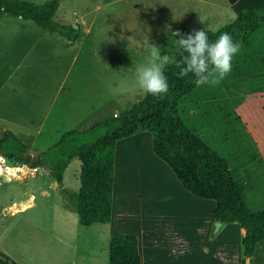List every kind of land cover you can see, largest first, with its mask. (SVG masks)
<instances>
[{"label":"rangeland","instance_id":"obj_1","mask_svg":"<svg viewBox=\"0 0 264 264\" xmlns=\"http://www.w3.org/2000/svg\"><path fill=\"white\" fill-rule=\"evenodd\" d=\"M23 1L42 4L49 0ZM178 1L61 0L53 19L75 29V44L31 21L1 17L0 114H9L10 123L0 118V138L5 126L26 146V153L35 157L64 133L84 131L139 103L146 93L139 86L136 68L149 58L146 36L163 49L162 55L168 52L178 57L166 25L182 33L200 28L214 32L223 27L194 16L179 21ZM234 73L214 88L209 84L194 92L181 104V117L191 132L228 162L244 184L251 208L259 210L264 167L241 120L235 118L234 106L250 90L264 86V77H255L246 86L247 78H238L242 71ZM139 137L134 141L139 139L145 149L143 136ZM20 167L22 172L14 170L18 168L15 164L7 167L0 158V253L17 264H27L35 250L45 247L51 251L46 257L50 261L71 259L59 246L80 247L91 241L90 231L79 224L75 212L79 160L67 166L62 188L46 169ZM29 198L27 209L13 213L12 204L19 206ZM81 256L78 252L75 258Z\"/></svg>","mask_w":264,"mask_h":264},{"label":"trees","instance_id":"obj_2","mask_svg":"<svg viewBox=\"0 0 264 264\" xmlns=\"http://www.w3.org/2000/svg\"><path fill=\"white\" fill-rule=\"evenodd\" d=\"M60 2L49 0L35 4L23 0H0V18L10 15L31 21L73 43L77 39L75 29L60 25L53 19ZM206 31L210 42H215L220 34L226 32L240 44L231 72L239 73L240 69L242 74L238 78H247L244 85L252 84L255 77H264V6L239 11L231 23L214 32ZM179 71L176 64L166 66L170 91L163 98L146 93L139 103L122 114L98 122L84 131L64 133L46 152L35 156L36 161L30 168L43 167L62 188L64 171L73 159H78L80 173L75 212L79 224L82 227L105 224L111 218L116 143L146 131L152 136L154 155L169 167L183 189L198 199L214 201L216 222L237 223L245 231L242 264L247 259L252 264L256 245L264 240V198L262 207L253 210L245 195L244 184L236 178L228 162L187 128L180 106L197 94L194 92L209 84L197 86L192 74L180 78ZM262 89L264 86L257 90ZM1 152L15 165H28L30 161V157L25 156L26 146L9 131L0 138ZM262 187L264 194V184ZM0 264L17 263L0 253ZM108 264H141L137 236L120 234L111 237Z\"/></svg>","mask_w":264,"mask_h":264},{"label":"crops","instance_id":"obj_3","mask_svg":"<svg viewBox=\"0 0 264 264\" xmlns=\"http://www.w3.org/2000/svg\"><path fill=\"white\" fill-rule=\"evenodd\" d=\"M157 2L163 4L162 0ZM178 3L179 21L194 16L223 27L234 21L239 11L264 6V0ZM257 89H252L234 106V114L241 120L240 125L244 126L264 167V90ZM0 118L4 124L10 123L9 114L1 112ZM4 129L9 131L5 126ZM149 135L144 137L139 132L116 143L110 221L85 227L91 233L87 244L59 246L61 253H70L71 259L50 261L46 257L51 251L42 247L34 251L33 260L27 264H108L109 240L120 234L137 236L141 264H242L245 231L237 223H220L216 229L219 222L214 218V201L198 199L183 189L169 167L154 155ZM139 136H143L145 149H141L139 139L134 141ZM17 167L14 170H24ZM29 203L30 198L19 206L12 204L11 209L13 213L20 212ZM78 252L82 253L80 260L75 258ZM35 256L40 259L34 261ZM252 264H264V240L256 245Z\"/></svg>","mask_w":264,"mask_h":264},{"label":"clouds","instance_id":"obj_4","mask_svg":"<svg viewBox=\"0 0 264 264\" xmlns=\"http://www.w3.org/2000/svg\"><path fill=\"white\" fill-rule=\"evenodd\" d=\"M165 27L174 38L180 59L168 52L162 55L163 49L146 36L144 45L149 50V58L147 63L136 68L139 86L145 93L158 99L169 93L170 85L165 75V68L169 64H176L180 68V78L192 74L197 86L219 84L231 72L233 58L240 50V44L234 42L231 34L222 33L215 42H210L204 29L182 33L179 30L171 31L170 26Z\"/></svg>","mask_w":264,"mask_h":264},{"label":"water","instance_id":"obj_5","mask_svg":"<svg viewBox=\"0 0 264 264\" xmlns=\"http://www.w3.org/2000/svg\"><path fill=\"white\" fill-rule=\"evenodd\" d=\"M27 155L28 154L25 153V156H27ZM28 156L30 157V161L28 163V167H30L36 161V158L35 157H32L30 155H28ZM0 158L3 160V162L5 163V165L7 167H14V163L12 161H10L9 159H7V158L4 157V152H1L0 153ZM39 168H43V167H39ZM2 179L3 180H6V176L5 175H2ZM220 226H221L220 223H216V225H215L216 229H218ZM245 264H250V262H249L248 259L245 261Z\"/></svg>","mask_w":264,"mask_h":264}]
</instances>
